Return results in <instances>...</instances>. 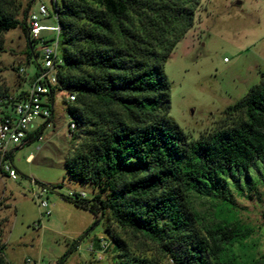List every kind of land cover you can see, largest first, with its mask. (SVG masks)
<instances>
[{
	"label": "trees",
	"instance_id": "1",
	"mask_svg": "<svg viewBox=\"0 0 264 264\" xmlns=\"http://www.w3.org/2000/svg\"><path fill=\"white\" fill-rule=\"evenodd\" d=\"M53 4L62 64L50 99L67 94L64 103L77 131L65 164L73 180L91 184L94 192L91 199L64 198L106 220L115 264H162L159 257L168 264H238L235 225L204 224L194 199L233 204L234 190L249 195L264 184V72L261 83L224 111L218 128L190 140L170 116L166 64L194 27L202 0ZM30 8L21 20L17 0H0V37L18 28L27 33L33 85L42 64L40 53H32L38 42L29 36ZM28 95L23 90L14 98L0 90V106L13 110ZM1 111L2 117L11 113ZM41 134L40 128L26 142ZM243 179L252 183L249 190ZM2 236L0 229V264H12ZM134 237L145 242L136 246ZM78 244L56 264H65ZM153 249L158 258L149 254ZM252 264H264V254Z\"/></svg>",
	"mask_w": 264,
	"mask_h": 264
},
{
	"label": "rangeland",
	"instance_id": "2",
	"mask_svg": "<svg viewBox=\"0 0 264 264\" xmlns=\"http://www.w3.org/2000/svg\"><path fill=\"white\" fill-rule=\"evenodd\" d=\"M17 2L22 5L21 20L25 8L33 6L36 10L44 3L52 16L43 25H58L53 0ZM42 36L48 41L57 39L52 31H44ZM0 42L4 48L0 53V90L17 98L21 91H30L35 76V65L28 62L29 38L18 28L3 34ZM32 50L36 58L39 44L35 43ZM38 61L42 64L41 58ZM166 72L171 82L170 116L189 139H201L218 128L224 111L262 81L264 0H202L195 25L170 56ZM64 100L67 94L58 92L53 119L35 120L34 125L41 126L40 138L14 148L12 163L17 179L0 176V229L6 258L12 264H26L27 260L29 264H56L78 242L65 264L116 261L111 249L101 261L89 250L98 240H109L106 220H97L64 198L71 192H85L91 199L94 193L91 184L73 180L65 164L72 138L68 133L71 115ZM1 110L12 112L0 106V118ZM242 185L249 190L252 183L243 179ZM43 188H47L44 199L51 206V216L43 215L34 196ZM194 205L206 225H235L239 238L233 247L238 264H252L264 254V184L249 195L234 190L233 204L196 197ZM134 241L136 246L145 242L139 237ZM156 252L153 249L149 254L158 258ZM159 258L162 264H168L165 258Z\"/></svg>",
	"mask_w": 264,
	"mask_h": 264
},
{
	"label": "built area",
	"instance_id": "3",
	"mask_svg": "<svg viewBox=\"0 0 264 264\" xmlns=\"http://www.w3.org/2000/svg\"><path fill=\"white\" fill-rule=\"evenodd\" d=\"M30 1L34 2L36 0ZM51 16L48 7L44 3H41L36 10L32 6L28 12L29 36L39 44L42 66L30 88L29 95L20 102H17L12 112L3 116L0 120V176L4 175L14 180L17 179V170L9 159L10 152H13L15 147L21 146L22 143L26 142L31 129L39 130L41 128V126L34 125L35 120L38 118L49 120L54 113L55 106L51 102L50 93L52 88L59 84L57 69L58 65L62 64V59L58 51L60 27L58 25L56 27L43 25V21ZM56 17L55 15V19ZM44 31L55 32L57 34L56 41L48 42L42 36ZM20 71L24 72L25 69L21 68ZM69 98L70 101L75 100V96L73 95ZM76 131L77 124L71 118L68 124L69 137L72 138ZM45 194H47V188H43L40 194H35L34 196L38 199L39 205L43 209V215L51 216V206L44 199ZM77 195L83 199L87 198L85 192H71L70 194L72 197ZM110 245L108 239H101L99 241V248H96L92 244L89 250L96 256L97 260L101 261L103 260V254L109 251ZM29 263L30 260H27L26 264Z\"/></svg>",
	"mask_w": 264,
	"mask_h": 264
},
{
	"label": "crops",
	"instance_id": "4",
	"mask_svg": "<svg viewBox=\"0 0 264 264\" xmlns=\"http://www.w3.org/2000/svg\"><path fill=\"white\" fill-rule=\"evenodd\" d=\"M227 60V59H226ZM37 130H32L31 132H30V134H33V133H35ZM18 149V148H17ZM13 153H14V150H13ZM95 246H96V248H99V243L97 242V243H95Z\"/></svg>",
	"mask_w": 264,
	"mask_h": 264
},
{
	"label": "water",
	"instance_id": "5",
	"mask_svg": "<svg viewBox=\"0 0 264 264\" xmlns=\"http://www.w3.org/2000/svg\"><path fill=\"white\" fill-rule=\"evenodd\" d=\"M99 222V221H98Z\"/></svg>",
	"mask_w": 264,
	"mask_h": 264
}]
</instances>
